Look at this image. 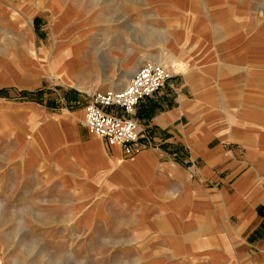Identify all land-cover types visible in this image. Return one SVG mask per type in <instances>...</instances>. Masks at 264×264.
Listing matches in <instances>:
<instances>
[{
    "label": "crops",
    "instance_id": "1",
    "mask_svg": "<svg viewBox=\"0 0 264 264\" xmlns=\"http://www.w3.org/2000/svg\"><path fill=\"white\" fill-rule=\"evenodd\" d=\"M172 13L185 65L136 107L140 142L149 144L126 155L83 123L94 92L118 90L134 73L86 97L69 92V101L40 92L36 76L7 74L18 78L0 85V180L45 206L60 198L61 219L75 228L123 214L140 242L199 264H264V0H173ZM14 17L1 15L0 27L29 42L14 51H36L39 18ZM72 47L86 51L83 42Z\"/></svg>",
    "mask_w": 264,
    "mask_h": 264
},
{
    "label": "rangeland",
    "instance_id": "2",
    "mask_svg": "<svg viewBox=\"0 0 264 264\" xmlns=\"http://www.w3.org/2000/svg\"><path fill=\"white\" fill-rule=\"evenodd\" d=\"M3 1L0 0V16L11 12L23 23L24 18L34 15L39 20L31 26L35 38L30 28L25 30L30 42L34 38V52L30 48L28 53L14 51L29 42L0 27V47L9 50L0 52V63L6 61L9 65L0 68V85L14 83L18 75H8L23 72L40 78V92L69 101V92L81 98L95 90L110 89L105 82L108 78L118 83L125 72L132 75L143 64L152 62L150 55L162 53L175 58L174 67L165 63L175 78L180 75L173 74L182 72L179 64L185 65L178 60H184V53L176 35L179 19L172 13L173 0ZM4 25L6 22L0 19V26ZM61 29L64 33L59 35ZM77 42H83L86 51L74 52L72 46ZM68 46L70 51L65 52ZM49 61L53 62L48 68ZM44 67L57 77H50ZM124 80L128 84L130 77ZM67 81L76 86L64 88L69 86ZM22 85L28 83L22 79ZM85 101L83 98L80 103ZM26 191L12 190L0 180V264H199L177 250L173 254L167 248L140 242L139 230L131 228L123 214H112V220L106 219L95 227L75 228L70 221L61 219L65 203L60 198L53 197V204L45 206L39 196H28ZM150 256L158 258L149 259Z\"/></svg>",
    "mask_w": 264,
    "mask_h": 264
},
{
    "label": "built area",
    "instance_id": "3",
    "mask_svg": "<svg viewBox=\"0 0 264 264\" xmlns=\"http://www.w3.org/2000/svg\"><path fill=\"white\" fill-rule=\"evenodd\" d=\"M169 78L170 74L164 66L154 62L143 64L126 86L92 94L84 109V125L108 145L119 146L126 155L133 154L150 142L147 136L145 143L140 142L134 118L136 107L142 99L163 87Z\"/></svg>",
    "mask_w": 264,
    "mask_h": 264
},
{
    "label": "bare ground",
    "instance_id": "4",
    "mask_svg": "<svg viewBox=\"0 0 264 264\" xmlns=\"http://www.w3.org/2000/svg\"><path fill=\"white\" fill-rule=\"evenodd\" d=\"M31 55L33 56V52H32ZM42 58H43V57H42ZM59 59H60V57L58 58V60H59ZM162 61H165V60H162ZM51 62H53V61H49L48 63H46V66H48V68H49L50 65H52ZM159 63H160V62H159ZM162 65L165 66L164 64H162ZM55 67H56V66H55ZM44 68H45V67H44ZM64 68H65V67H63V69L61 70L62 77H64V71H65ZM44 72H47V73L50 74L52 77H57V76H56L57 74L52 73V72H50V71H47L46 68H45ZM44 72H43V73H44ZM61 73H60V74H61Z\"/></svg>",
    "mask_w": 264,
    "mask_h": 264
}]
</instances>
